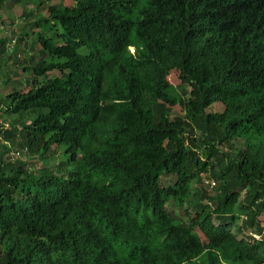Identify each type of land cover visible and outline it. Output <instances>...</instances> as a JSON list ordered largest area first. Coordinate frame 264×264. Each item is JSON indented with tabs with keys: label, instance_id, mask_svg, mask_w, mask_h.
<instances>
[{
	"label": "trees",
	"instance_id": "trees-1",
	"mask_svg": "<svg viewBox=\"0 0 264 264\" xmlns=\"http://www.w3.org/2000/svg\"><path fill=\"white\" fill-rule=\"evenodd\" d=\"M23 1L45 14L0 93V264H264V0Z\"/></svg>",
	"mask_w": 264,
	"mask_h": 264
},
{
	"label": "rangeland",
	"instance_id": "rangeland-1",
	"mask_svg": "<svg viewBox=\"0 0 264 264\" xmlns=\"http://www.w3.org/2000/svg\"><path fill=\"white\" fill-rule=\"evenodd\" d=\"M59 0H51L46 6L52 5ZM44 7L36 8V3L31 1H15V0H4L2 4H0V93L4 94L6 92H11L19 89L22 84H24L26 80V75L21 71L22 67L25 65L24 62L16 63L18 60H26L28 57L37 58V50L38 45H34L33 39L35 33H38L39 30L33 28V22L40 17L44 16ZM25 33L26 36L23 38ZM10 46L12 48V53L10 55H6L4 48ZM132 51V50H130ZM17 58V61L14 60ZM16 61V62H15ZM169 83L176 87L177 81L174 77H169ZM180 114L177 106L172 108L171 115ZM13 119V118H10ZM10 119L4 120V126L8 129V123ZM3 138V137H2ZM1 139V138H0ZM241 140H235L232 143L234 149H239L243 146ZM9 147V146H8ZM223 149H227L224 148ZM10 153H15V147H11L10 149H6V151ZM226 151V150H224ZM2 152V151H0ZM7 153L4 152L2 154L3 162L7 159L5 155ZM25 156V155H24ZM11 156L13 159L20 160L21 163L29 162L31 165L30 169L32 171L40 169L42 167L55 169L56 164L59 160H63L61 155H53L47 156L46 158H36V157H27V156ZM12 159V158H11ZM47 159V160H46ZM2 167H5L2 166ZM162 183L164 185L170 183L172 181L171 178H163ZM212 184V185H211ZM218 182L213 180L211 176L207 174H203L200 176L199 181L193 184V189L202 190L207 193L208 196H212L217 193ZM243 198V192L240 193L239 201ZM166 208L170 211L174 216L185 221V214L180 209L176 208L172 204H167ZM190 213V211H188ZM242 220V219H241ZM259 225L264 230V215L261 216V219L258 221ZM239 223H237L238 225ZM232 232L236 231L232 229ZM247 230H243L240 234L237 235L238 238L248 235ZM237 234V233H236ZM205 255L199 256L196 260H193L188 264H202L204 262Z\"/></svg>",
	"mask_w": 264,
	"mask_h": 264
},
{
	"label": "built area",
	"instance_id": "built-area-1",
	"mask_svg": "<svg viewBox=\"0 0 264 264\" xmlns=\"http://www.w3.org/2000/svg\"><path fill=\"white\" fill-rule=\"evenodd\" d=\"M26 150L23 148V149H20L19 151H16L15 153H13L11 156H14V157H17V156H24L25 155V152ZM212 185V184H211Z\"/></svg>",
	"mask_w": 264,
	"mask_h": 264
},
{
	"label": "clouds",
	"instance_id": "clouds-1",
	"mask_svg": "<svg viewBox=\"0 0 264 264\" xmlns=\"http://www.w3.org/2000/svg\"><path fill=\"white\" fill-rule=\"evenodd\" d=\"M26 154V153H25ZM11 158H13V157H11Z\"/></svg>",
	"mask_w": 264,
	"mask_h": 264
}]
</instances>
